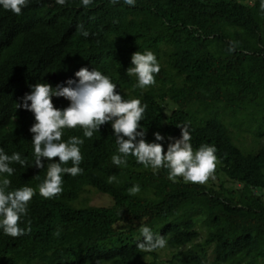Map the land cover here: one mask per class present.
<instances>
[{"label":"trees","instance_id":"16d2710c","mask_svg":"<svg viewBox=\"0 0 264 264\" xmlns=\"http://www.w3.org/2000/svg\"><path fill=\"white\" fill-rule=\"evenodd\" d=\"M250 1L136 0L133 7L92 0L84 9L70 0L35 3L19 16L0 9V140L28 162L14 185L36 188L45 175L29 166L27 114L14 116L33 72L43 70L47 78L56 72L54 82L65 76L66 57L85 58L106 68L121 94L140 97L126 74L130 49L158 53L155 93L171 105L163 119L150 106L140 121L145 139L159 131L166 150L167 137H179L177 124L187 122L194 148L215 145L222 175L219 185L173 183L165 169L154 174L132 156L117 167L106 123L83 145L82 173L63 177L61 195L38 193L31 202L23 218L31 231L16 238L0 233V264H86L96 256L107 264H150L135 247L142 225L165 237L172 251L167 264H264V12L259 0ZM133 185L140 187L134 196L128 193ZM86 186L110 194L114 204L76 205ZM160 250L151 264L160 263Z\"/></svg>","mask_w":264,"mask_h":264},{"label":"clouds","instance_id":"9594fccd","mask_svg":"<svg viewBox=\"0 0 264 264\" xmlns=\"http://www.w3.org/2000/svg\"><path fill=\"white\" fill-rule=\"evenodd\" d=\"M47 2L66 6L70 0H0V9L19 16L31 5H44ZM119 2L110 0L112 4ZM91 3L92 0H79V5L84 9ZM123 4L134 7L136 0H123ZM259 9L264 12V0H259ZM76 27L81 36H89L83 25ZM232 50L230 47L229 51ZM128 51L132 55L126 74L133 78V82L136 81L135 87L141 90L140 97L121 94L113 78L103 73L106 68L101 66V70L94 66L95 62L85 58L66 57L65 76L54 82L56 72L49 74L48 78L43 70L33 72L31 77L34 81L28 83L30 91L16 103V108L20 110L14 116L20 117L23 111L27 114L23 137L28 141L27 152L33 160L29 166L44 169L45 175L36 188L31 184L14 185L28 162L18 152L9 154L5 145H11V142L0 140V233L16 238L31 231V221L28 219L24 223L23 220L31 202L38 193L42 199L61 195L63 177H75L82 173L83 145L106 123H110L115 137L117 148L111 156V163L117 167L126 166L127 158L132 156L137 164L151 169L154 174L165 169L167 179L173 183L181 178L186 183L204 184L214 172L218 164L215 145L202 143L194 148L187 122L177 124L179 137H167L166 150L163 143L166 138L159 131L153 133L152 141L145 139L146 130L140 121L149 113L150 106H158L163 119L164 114H170L171 105L155 93L159 86L157 75L162 69L158 53L152 49ZM49 60H52V56ZM41 66H35L33 70ZM149 100H152L151 104ZM114 179L110 176L108 182L112 183ZM139 191V185L128 189L132 196ZM59 234V231L54 233L56 236ZM166 244L165 237L151 227L142 225L139 228L135 247L141 251L147 263L151 264L154 259L152 252L162 250ZM40 257L45 262L46 257ZM21 263L22 260L19 261ZM86 264L107 263L104 257L96 256Z\"/></svg>","mask_w":264,"mask_h":264},{"label":"rangeland","instance_id":"374dc122","mask_svg":"<svg viewBox=\"0 0 264 264\" xmlns=\"http://www.w3.org/2000/svg\"><path fill=\"white\" fill-rule=\"evenodd\" d=\"M250 2V0H248ZM252 138L251 135L247 136V141H250ZM241 141H243L241 139ZM244 142V141H243ZM217 162V161H216ZM218 164L216 163L214 172L211 174L209 179L205 183L209 184H217L219 185L221 182L222 175L220 174ZM83 202H87L89 205H101V206H112L114 204V199L105 193H101L98 190H96L93 187L86 186L84 188V191L78 199L75 204L79 205ZM213 250V248H210V252ZM172 256V251L165 247L160 251V263L159 264H167L166 261L169 260V258Z\"/></svg>","mask_w":264,"mask_h":264}]
</instances>
